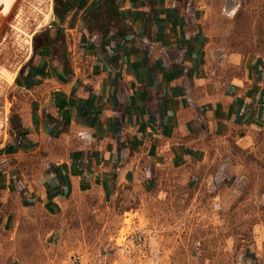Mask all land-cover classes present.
I'll list each match as a JSON object with an SVG mask.
<instances>
[{
  "label": "crops",
  "instance_id": "obj_1",
  "mask_svg": "<svg viewBox=\"0 0 264 264\" xmlns=\"http://www.w3.org/2000/svg\"><path fill=\"white\" fill-rule=\"evenodd\" d=\"M202 18L190 0H53L0 146V264L79 191L190 179L203 141L263 125L264 58L212 46Z\"/></svg>",
  "mask_w": 264,
  "mask_h": 264
},
{
  "label": "rangeland",
  "instance_id": "obj_2",
  "mask_svg": "<svg viewBox=\"0 0 264 264\" xmlns=\"http://www.w3.org/2000/svg\"><path fill=\"white\" fill-rule=\"evenodd\" d=\"M190 1L212 46L264 58V0ZM52 9L53 0H18L8 15L0 7V146L27 100L32 36ZM200 147L190 179L83 189L56 226L29 219L17 231L24 264H264V123Z\"/></svg>",
  "mask_w": 264,
  "mask_h": 264
},
{
  "label": "bare ground",
  "instance_id": "obj_3",
  "mask_svg": "<svg viewBox=\"0 0 264 264\" xmlns=\"http://www.w3.org/2000/svg\"><path fill=\"white\" fill-rule=\"evenodd\" d=\"M17 1L18 0H0V7L2 8V15H3V13L4 14H6V15H8L10 12H11V10L14 8V6L16 5V3H17ZM5 15V16H6ZM46 22V21H45ZM44 22V23H45ZM43 23V24H44ZM42 24V23H41ZM14 27V26H13ZM38 28V27H37ZM37 30V29H36ZM29 37V36H28ZM30 40H31V38H30ZM29 45V44H28ZM7 106V105H6Z\"/></svg>",
  "mask_w": 264,
  "mask_h": 264
}]
</instances>
